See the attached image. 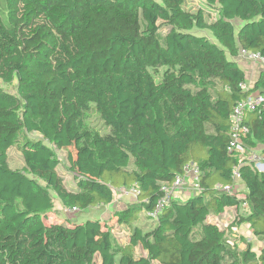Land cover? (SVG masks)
Returning a JSON list of instances; mask_svg holds the SVG:
<instances>
[{"label":"trees","instance_id":"1","mask_svg":"<svg viewBox=\"0 0 264 264\" xmlns=\"http://www.w3.org/2000/svg\"><path fill=\"white\" fill-rule=\"evenodd\" d=\"M203 1L210 21L185 0H0V82L17 84L0 85V264H264V245L239 250L210 220L245 205L236 222L264 242V170L249 156L264 155V101L242 116L244 151L228 150L235 105L254 91L264 99V69L245 89L235 60L264 57V0ZM12 146L22 169L7 163ZM70 146L72 188L56 153ZM186 164L199 191L166 198ZM235 166L242 194L223 189ZM121 188L136 190L113 212L127 240L100 219H72ZM55 198L69 213L46 224Z\"/></svg>","mask_w":264,"mask_h":264},{"label":"rangeland","instance_id":"2","mask_svg":"<svg viewBox=\"0 0 264 264\" xmlns=\"http://www.w3.org/2000/svg\"><path fill=\"white\" fill-rule=\"evenodd\" d=\"M209 6H207L205 4V2L203 0H185V4H184V8L188 11H197L198 9L200 10H204L205 13V17L207 18V20H212L215 17L214 11L213 10H209L210 8H212L211 6L209 8H207ZM234 25L237 27L240 22L238 20H234ZM166 31V27L163 25H160V32L164 33ZM195 32H197L198 34H203L205 36H207L209 39L214 40L213 36L209 33V31L207 30H198L195 29ZM240 58H242L240 56ZM240 64L243 66V68L246 71V74L249 75V71L253 70V65L255 67L258 66V69L256 70V72H254L252 75H254L253 78L256 79V75L259 73V71L261 69H264V65L259 62V61H249V60H242L240 61L239 59H237ZM9 67L11 69V71L14 73L15 77L20 75L19 72V67L16 63L15 60H11L9 62ZM252 78V77H251ZM0 85L2 88H4L5 90L12 92V93H16L17 92V84H16V80H13L11 83H3L0 82ZM245 88L247 89L248 87L245 86ZM24 98L25 101L28 105H33V101L31 99V96L26 93L24 94ZM94 119V117H92V120ZM25 135L31 139H35L38 138V134L37 133H25ZM261 150V149H258ZM57 153V157L59 160V164L57 167V172L59 173V175H61V177L63 178V181L65 183V185L68 188H72L75 186V180H74V174L71 173V171L69 170V167L72 165V161L74 159V155H75V150L73 148V146L67 147V148H63V149H59L56 150ZM252 159V162L255 163V167L258 170L263 171L264 170V155L263 153H260L259 156H257L255 159L252 158V155H249ZM261 156L260 160H257L259 157ZM7 163L8 165L13 168V169H22L24 166L23 160H22V156L20 151L18 150V148L16 146H12L10 148H8L7 150ZM261 163V164H259ZM233 189H238V191H240L239 193L242 194V189H243V183L240 181V179L235 180V184L233 186ZM122 195H127V194H121ZM243 208V209H242ZM242 208L239 209L240 211H244L247 208L245 206H242ZM111 210L110 207H88L84 210H80V211H74L71 210L70 215H74V213L76 214V219L77 222H84L88 219H100L102 226L105 228H110L112 229V233L119 237V239L121 241H125L128 238V230L127 228H125L122 225H118L115 223V219H114V215L113 212L115 210H112V212H109ZM104 211H108V216L106 218H100L101 215L103 214ZM69 212H65L64 208H62L60 206L59 201L55 198L54 199V209L47 214V216L44 218L45 223L48 224L50 222H59V221H64L66 220V215ZM140 221H144L145 220V215H140ZM218 217V219L221 221V223L219 224L221 228L225 229V233L227 236L230 237L232 243L236 244V246L238 247L239 250H243L246 248L247 243H249L251 249H253L256 252H259L260 248L264 245V242L255 237L253 235L252 229L248 226V224H238L236 222V218L235 220L234 215H233V210L230 209L227 212H222L221 215L216 216ZM72 219L74 220V216H72ZM232 227H235V229H232ZM136 252L137 253H142L144 254V251L141 250L140 247L136 248ZM99 263L98 257H96V264Z\"/></svg>","mask_w":264,"mask_h":264},{"label":"built area","instance_id":"3","mask_svg":"<svg viewBox=\"0 0 264 264\" xmlns=\"http://www.w3.org/2000/svg\"><path fill=\"white\" fill-rule=\"evenodd\" d=\"M239 55L242 57V59H246L249 61H259L264 65V57L260 56L258 53L240 50ZM263 101L264 99L260 95V93H258L257 91H254V92H251L246 97V99L239 101L233 108V112L231 114V122H232L231 141L228 147V150L230 153H235V152L241 153L244 151V144L241 141V135H245V133H247V128L241 125L242 116L244 115L245 112L253 111L254 109H256L258 105L261 104ZM257 156L259 155L253 154L252 158L255 159ZM260 159H261V156L257 160H260ZM254 166H255V163H254ZM198 172L199 171L195 165L186 164L184 166V174L176 177V180L173 186L171 188L163 187L166 198H168V196L171 197L172 195L176 196L177 191H179L180 189H183L184 185H188L193 192H198L199 191V185L197 182ZM232 174H233L234 180L240 179V173H239L238 166H235L233 168ZM223 189L226 191H233V186H225L223 187ZM118 191L121 194L123 193V194L131 195L132 197H135V194H136V190L134 188H129V189L121 188ZM228 208L233 210V215H234L233 219L235 220V218H237L238 216L239 211L234 206L228 207ZM227 211L228 210H226L225 208L223 212H227ZM210 220L217 222L218 226L220 227L219 224L221 223V221L218 219V217L216 216L214 218L211 217ZM232 229L236 230L235 227H232ZM229 242L233 244L231 240Z\"/></svg>","mask_w":264,"mask_h":264},{"label":"crops","instance_id":"4","mask_svg":"<svg viewBox=\"0 0 264 264\" xmlns=\"http://www.w3.org/2000/svg\"><path fill=\"white\" fill-rule=\"evenodd\" d=\"M237 59H239L240 61L242 60H246V59H242L240 58V55L237 56ZM237 59H235L237 62H239ZM240 63V62H239ZM258 69V66L255 67L253 65V70L249 71V75H247V81H246V85L247 86H251L252 81L255 79L253 78L254 75H252L254 72H256V70ZM257 76V75H256ZM252 77V78H251ZM238 190V189H237ZM118 193L115 194V199L113 201V203L106 205L104 207H110L111 210L109 212H112V210H118V209H122L124 208L127 204L135 202L134 198L131 195H122L119 191H117ZM191 193H193V191L190 189V187L188 185H184L183 189H180L179 191H177L178 196H176L177 198L183 199L184 197L190 195ZM226 210H230V208H226ZM108 211H104L103 214L101 215L100 218H106L108 216ZM74 220L76 219V214L74 213Z\"/></svg>","mask_w":264,"mask_h":264}]
</instances>
